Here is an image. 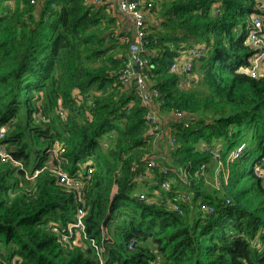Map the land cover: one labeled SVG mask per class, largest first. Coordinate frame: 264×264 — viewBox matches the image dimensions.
<instances>
[{
	"label": "trees",
	"instance_id": "1",
	"mask_svg": "<svg viewBox=\"0 0 264 264\" xmlns=\"http://www.w3.org/2000/svg\"><path fill=\"white\" fill-rule=\"evenodd\" d=\"M151 1L144 101L120 77L132 26H118V13L82 0H0V128L24 165L0 160V264H99L89 240L63 237L78 204L54 168L83 182L87 232L106 245V264H264V73L248 72L261 0ZM192 48L201 50L192 68L171 71ZM152 106L165 118L182 111L189 126L174 118L155 138ZM163 167L189 174L163 190Z\"/></svg>",
	"mask_w": 264,
	"mask_h": 264
},
{
	"label": "built area",
	"instance_id": "2",
	"mask_svg": "<svg viewBox=\"0 0 264 264\" xmlns=\"http://www.w3.org/2000/svg\"><path fill=\"white\" fill-rule=\"evenodd\" d=\"M36 0H32L35 2ZM88 4H96L98 6H105L108 10L118 13L119 20H116L118 26L121 25L122 16L126 14L128 17H131L133 20L132 23V37H128L124 35L122 39L124 41L129 42V58L128 62L125 65L124 69L121 73V79L125 83H129L135 81L138 85L137 93L144 100L147 101L150 92L146 85L147 74L143 73L142 70L145 67L150 65V59L146 57L143 53L145 50V46L147 44L146 40V31L149 25L148 13L151 12L150 7L153 6V1L151 0H82ZM144 2H148L147 7L145 9L143 7ZM260 7L264 10V0H261ZM219 11V10H217ZM248 32V40L251 42L253 47L255 48V52L251 57V64L248 69L249 74L252 77H258L264 73V14L256 13L251 16V22L249 26ZM199 48H192L189 50L188 56H183L181 59L175 60L171 65V71L181 70H190L193 66L192 56H196L200 53ZM137 65L138 69L135 70L134 66ZM154 95H158V91L154 88L151 90ZM60 114H64L63 109H60ZM42 118L45 116L41 113ZM147 124L149 126L150 132L155 136V138H163L165 135H168L173 129V120L174 118H178L179 121L184 123V126H189L190 121L183 119L184 113L182 111L176 110L172 113V117H163L161 116L156 108H150L147 113ZM175 129V128H174ZM5 136V131L0 128V160L2 162H7L11 160L15 165L19 166L20 169H24V165L13 158L11 153L7 150L6 144L3 142V138ZM176 138L174 136L169 137V143L173 146L175 144ZM244 146H239L233 152V157L238 156L243 150ZM61 151H64L62 148ZM54 154V153H53ZM146 164L148 168H156L158 167V162L151 158L149 160L146 159ZM221 170H223V164L221 163ZM218 169V168H217ZM41 169H36L34 173L26 172L27 177L34 178L40 173ZM55 176L59 179L61 184L66 185L69 188L74 189V199L76 201L77 211L75 214V220L70 222L67 228L64 230L63 237L64 239H75L77 241L89 240L92 246L94 247L96 254L99 258V264H106V260L104 258V251L106 249V245L104 243L99 244L96 239L89 236L87 232L85 216L86 210L80 205L83 202V182L81 181L79 176L69 175L65 172L54 168ZM92 171L91 169L89 170ZM205 172L204 166L201 171H197L196 174H203ZM161 176L156 181V184L161 186L163 190L169 189L172 183H174L178 178H182L185 180L186 176L189 174L187 170H184L183 173H173L168 168H161ZM32 174V175H31ZM256 174L260 176V178L264 182V164L260 165L256 168ZM139 177H143L142 173L138 174ZM229 174L226 172L224 174L225 182L228 181ZM216 186L219 188L223 186L222 180L218 178L216 181ZM181 198L187 200L190 198V195L186 192H182L180 194ZM147 198V194L142 192L140 194V199L144 200ZM203 209L207 207L206 204L201 205ZM173 208L182 213V209L178 204H174ZM154 264H157L156 262Z\"/></svg>",
	"mask_w": 264,
	"mask_h": 264
},
{
	"label": "crops",
	"instance_id": "3",
	"mask_svg": "<svg viewBox=\"0 0 264 264\" xmlns=\"http://www.w3.org/2000/svg\"><path fill=\"white\" fill-rule=\"evenodd\" d=\"M121 18L123 21L125 20L127 24L132 26L133 20L131 17H128L126 14H123V16ZM122 24H123V22H121V25ZM121 25H120V27H121ZM182 56H185V55H182Z\"/></svg>",
	"mask_w": 264,
	"mask_h": 264
},
{
	"label": "rangeland",
	"instance_id": "4",
	"mask_svg": "<svg viewBox=\"0 0 264 264\" xmlns=\"http://www.w3.org/2000/svg\"><path fill=\"white\" fill-rule=\"evenodd\" d=\"M258 155V153L256 152L254 155L250 156L248 159H247V162H246V167L249 168V166L253 163L254 161V157H256ZM250 158H254V159H250Z\"/></svg>",
	"mask_w": 264,
	"mask_h": 264
},
{
	"label": "water",
	"instance_id": "5",
	"mask_svg": "<svg viewBox=\"0 0 264 264\" xmlns=\"http://www.w3.org/2000/svg\"><path fill=\"white\" fill-rule=\"evenodd\" d=\"M127 57H128V55H127ZM134 68H135V70H137V69H138V66H137V65H135V66H134Z\"/></svg>",
	"mask_w": 264,
	"mask_h": 264
}]
</instances>
